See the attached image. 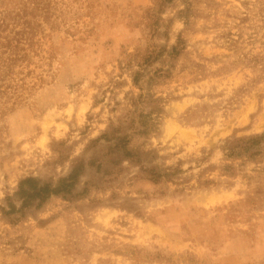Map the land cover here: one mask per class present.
I'll return each mask as SVG.
<instances>
[{"label": "rangeland", "instance_id": "obj_1", "mask_svg": "<svg viewBox=\"0 0 264 264\" xmlns=\"http://www.w3.org/2000/svg\"><path fill=\"white\" fill-rule=\"evenodd\" d=\"M149 97L141 163L0 213V264H264V0H0V205Z\"/></svg>", "mask_w": 264, "mask_h": 264}, {"label": "trees", "instance_id": "obj_2", "mask_svg": "<svg viewBox=\"0 0 264 264\" xmlns=\"http://www.w3.org/2000/svg\"><path fill=\"white\" fill-rule=\"evenodd\" d=\"M179 50L174 47L173 53ZM146 108H149L147 112ZM159 111L158 101L151 97L135 102L133 110L117 124L111 122L104 134L91 140L84 152L70 161L66 175L56 180L45 181L35 177L21 180L13 196H7L4 205H0L1 215L16 223L25 217L28 210L42 209L53 197L74 203L87 197L91 189L104 188L110 183L112 175L120 173L125 162L141 163L142 153L130 149V141L135 134H149L152 131L151 114ZM262 139L263 136H255L246 143L254 146ZM157 169L153 167L149 171L148 175L153 181L163 177Z\"/></svg>", "mask_w": 264, "mask_h": 264}]
</instances>
